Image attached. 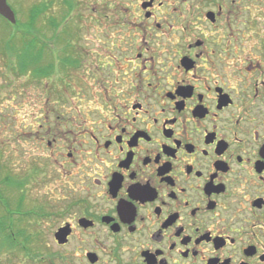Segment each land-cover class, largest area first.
I'll use <instances>...</instances> for the list:
<instances>
[{
  "label": "flooded vegetation",
  "instance_id": "flooded-vegetation-1",
  "mask_svg": "<svg viewBox=\"0 0 264 264\" xmlns=\"http://www.w3.org/2000/svg\"><path fill=\"white\" fill-rule=\"evenodd\" d=\"M70 1L64 32L37 7L32 25L45 21L55 35L30 37L34 52L62 44L53 65L63 83L51 85L49 107L82 113L64 118V194L24 212L26 181L6 177L20 197L12 212L0 189V255L13 247L8 264H264V38L246 35L256 24L249 0H83L81 27L113 12L112 34L94 36L69 34Z\"/></svg>",
  "mask_w": 264,
  "mask_h": 264
},
{
  "label": "rangeland",
  "instance_id": "rangeland-1",
  "mask_svg": "<svg viewBox=\"0 0 264 264\" xmlns=\"http://www.w3.org/2000/svg\"><path fill=\"white\" fill-rule=\"evenodd\" d=\"M63 1L53 0L54 6L52 11L49 10V13L47 12V5L51 3L50 0L14 1L18 6L15 7L19 22L18 27L13 29L6 23H0V167L3 164L7 165L6 171L4 170L5 172L0 174V189L3 191L6 200L10 202L11 206H8V208H11L12 212H14L15 201L17 202L19 199L20 193L12 187L4 185L6 177L26 181L24 212L34 211L36 207H45L51 196L63 195L65 190V177L60 164L66 165L69 161L66 152L67 144L61 140L62 138L66 140L64 135L67 134L69 127L65 125L64 118L66 120L79 119V116H82V113L80 114L78 111L80 105L70 106L69 103L61 105L62 103L51 101L50 104L54 108L53 128L55 134L49 135L47 133L50 125L47 121V116L52 109L49 107L47 99L51 98L52 100L56 97L51 93V85L63 83L61 82L63 69L59 65H53L56 62V58L58 61V58L60 59L61 57L62 44L59 42L57 45L56 42V48L51 53H46L45 51L34 52L33 46H29L27 50H24L25 46L23 45L24 42H31L30 37L35 35L34 33L37 31L40 32L39 35H55L48 30V25L45 21L38 22L35 26V23L33 25L30 24V21L35 18L34 12L31 10L37 9V7H44L42 11L45 16L48 17V14L52 13L55 19L58 20L57 22L64 25L69 17L65 16L66 9L63 10L64 13L61 10ZM87 1L89 3H103V0ZM135 1L137 2V0H134V3ZM70 2L75 5L76 9L70 13L74 19L71 18L66 24L69 34L78 35L75 32L76 28L81 30L80 34L84 36L112 34L110 27H107L109 24L107 17L112 18L111 14L113 12L103 11V13H100L98 19L102 20L101 25L92 27L88 26L89 22H83V25L86 26L81 27V15H83L84 21L87 20L85 17L87 14L79 10V6L84 1L72 0ZM123 3H127V0H118V4ZM247 7L251 9V19L256 24L254 28L248 30L246 35L259 34L264 38V7L258 6V3L253 0L247 2ZM41 17L42 15L39 18L41 19ZM259 20L261 21L260 23H258ZM33 27L35 28L34 30ZM64 28L65 25L58 28V31L64 32ZM43 31H45L44 34ZM16 38L14 54L12 50L9 54L10 56H4L2 46L4 47L11 39L15 40ZM10 47L13 48L12 46ZM26 53H29L28 56H24ZM23 58H27V60ZM23 60L26 65L20 67V63ZM67 98L75 99L73 93L65 94V99ZM57 117H61V119L58 120ZM64 126L66 130L62 132H66L65 134H60L57 130H62ZM53 137L57 138V141L53 144L54 148L52 150L48 143L53 142ZM59 148L65 150L64 154L57 151ZM0 209L3 211L4 207L0 205ZM40 227L46 228L47 224L43 222ZM11 248L13 247H5V251L3 250L4 254L0 255V261H6L7 264L11 263V260L9 262L8 259Z\"/></svg>",
  "mask_w": 264,
  "mask_h": 264
},
{
  "label": "trees",
  "instance_id": "trees-1",
  "mask_svg": "<svg viewBox=\"0 0 264 264\" xmlns=\"http://www.w3.org/2000/svg\"><path fill=\"white\" fill-rule=\"evenodd\" d=\"M43 13V12H42ZM41 14V11L39 10H36L34 11V16L35 18H33L31 21H30V24L32 25L33 21H35L39 15ZM19 23V22H18ZM18 27V25L16 27H14L15 29ZM55 30L57 31L58 30V27H55ZM57 34V33H56ZM13 38V37H12ZM16 41H17V38L14 40V39H11V41L7 44L4 45V47L2 46V51L4 53V56L7 57V55H9L12 51V53L14 54L15 52V48H16ZM23 45L25 46L24 50H27V47H32V43L31 42H24ZM10 46H12L13 48H11ZM9 49V50H8ZM29 53H26L24 54V56H28ZM10 56V55H9ZM24 60H27V58H23ZM23 60V62L21 61L20 63V67H23L26 65V62ZM32 60V58H31ZM0 168H3V167H0Z\"/></svg>",
  "mask_w": 264,
  "mask_h": 264
},
{
  "label": "water",
  "instance_id": "water-1",
  "mask_svg": "<svg viewBox=\"0 0 264 264\" xmlns=\"http://www.w3.org/2000/svg\"><path fill=\"white\" fill-rule=\"evenodd\" d=\"M0 16L8 20L12 25H16V17L11 8L7 5L6 0H0Z\"/></svg>",
  "mask_w": 264,
  "mask_h": 264
}]
</instances>
